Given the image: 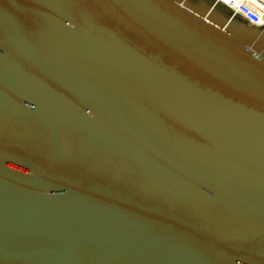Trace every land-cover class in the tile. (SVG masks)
I'll return each instance as SVG.
<instances>
[{"label": "water", "instance_id": "obj_1", "mask_svg": "<svg viewBox=\"0 0 264 264\" xmlns=\"http://www.w3.org/2000/svg\"><path fill=\"white\" fill-rule=\"evenodd\" d=\"M263 28L0 0V264H264Z\"/></svg>", "mask_w": 264, "mask_h": 264}, {"label": "built area", "instance_id": "obj_2", "mask_svg": "<svg viewBox=\"0 0 264 264\" xmlns=\"http://www.w3.org/2000/svg\"><path fill=\"white\" fill-rule=\"evenodd\" d=\"M257 27L264 26V0H218ZM264 31V28L262 29Z\"/></svg>", "mask_w": 264, "mask_h": 264}]
</instances>
